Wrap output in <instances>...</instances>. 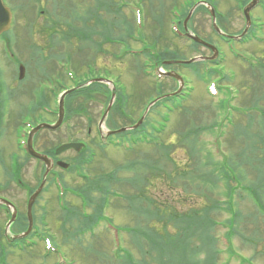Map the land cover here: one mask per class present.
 Listing matches in <instances>:
<instances>
[{
    "label": "rangeland",
    "instance_id": "obj_1",
    "mask_svg": "<svg viewBox=\"0 0 264 264\" xmlns=\"http://www.w3.org/2000/svg\"><path fill=\"white\" fill-rule=\"evenodd\" d=\"M32 1L4 0V3L14 10L13 26L9 37L12 43V45L10 43L11 48L17 51V56L21 59L19 63L25 66V72L21 80H18L17 76L18 61L15 60L11 64L8 61L10 59L6 52L9 49L5 47L8 43L7 38L0 40V196L10 199L20 212H25L29 188L36 186L42 173L40 164L29 158L21 159L22 168H20L19 173L16 171L17 159L22 157L24 153V149L20 145L24 123L31 122L34 124L41 119H47L50 122L55 121L56 112L51 115L40 113L38 112L39 110L34 112L33 105L37 103V106L39 105V108H41L43 104L40 103V97L42 94H46L49 104L47 106L50 110L56 111L55 95L53 97L47 90L48 85H55V80H53L55 77H47L50 73L48 71L53 64L57 69L60 68L58 66L60 62L65 63L66 61L70 64V59L65 57L64 61L58 53L49 54L51 57L49 63L43 64L39 62L38 55V59L36 55H33L32 61L29 59L27 55L28 41L38 46H44L43 38L39 34V22L42 24L44 20L34 14L36 16L34 18L39 19V22L35 20L25 28L26 19L31 17L32 12L29 8H26V12L30 13L29 15L27 14L26 18V15L16 6H22L23 4L21 3L30 4ZM59 1L63 4L65 3L64 0ZM117 1L121 5L126 4L121 11L129 21L132 20L133 12H135L136 21H138V15L140 19L142 18L143 31L148 23L152 25V32L155 28L159 30L161 28L163 30L161 36L167 40L166 49L168 51H175L176 49L178 52L177 60L196 56H210V51L201 46L194 51L189 41L178 37L177 34L175 35L172 32L173 27H170L174 22L172 21L171 11L179 12L180 20L182 21V16L184 17L191 9V7L183 8V1L185 5H189L190 0H165L163 10L160 13L159 9L155 10V18L159 19L160 23L155 22L151 14H149L151 20L145 17L148 13L147 11L146 13L144 12L145 8H143L139 0ZM203 1L212 5L215 4L216 11L220 12L221 15L230 11L227 15L228 21L224 23L229 35H239L243 32L245 22L240 10L243 0ZM74 2L78 3L73 0L71 7L74 6ZM50 3L51 0H43V7L47 6L49 9ZM84 4L83 10L86 9L85 12L93 9L94 13H96L93 22L94 33L96 34V39L101 40L99 32L102 29V25L109 26L112 20L116 18L117 14L114 13L116 5L112 4V0H85ZM13 5L15 6L13 7ZM171 5L174 7L170 9ZM35 9L40 17L41 12L39 10L41 6L39 5ZM77 9L81 10L80 7H77ZM140 10H142V13H137ZM250 14L251 24L248 27V36L241 43L235 41L234 43L225 44L220 42L212 31L209 15L205 11L193 12L191 23L193 29L201 32L202 36H208L212 39V44L217 46L219 53L221 52L219 54L221 64L216 66L218 72L214 73L213 77L221 80L224 79L225 75L226 79H228L222 82L223 85L218 81L217 85L220 90L218 89L217 94L210 97L207 94L208 90L206 92L207 84L199 77L200 72L198 74L191 70L193 65L190 68V66L177 64L174 68H170L183 77L184 86L186 85L185 93L188 95L184 99L182 97L176 98L179 101V107L177 108H172L173 102L170 105H167L169 102H163L146 115L142 127L149 133L147 138L155 137L157 143L160 142L159 145L152 142L151 144L140 143L132 146L129 142L133 141L137 136L136 134L129 133L119 136L116 134L111 135L109 141L123 143L122 146L112 145L104 147L98 144V148L95 150L92 146H95L96 138L99 140L96 126L104 105H106V97L103 95L87 104V108L91 110L94 117L92 124H88L85 118L73 117L68 119L57 132H39L40 134L37 137L39 146L40 141L46 142L48 140L50 143H56L59 141V137H70V133H73V137L89 144L86 153L89 155L94 154L92 156L94 157L93 160L86 167V172L98 176L102 170L106 173L116 171V176L119 179L126 176L128 178L131 177V182L129 184L123 181L122 183L125 186L118 182L109 185L115 193L111 194L107 190L108 203L102 214L103 217H98L94 221H87L81 214L70 210L69 206L72 208L77 206L82 213L86 212L89 214L93 211L92 206L86 208L82 205L80 208L81 200L79 199V202L76 196H74L76 198H72L69 195L72 192L71 188L64 185L65 198L61 197L59 199L54 186L50 185L47 191L41 193L34 206V229L37 236L26 239V243L24 241L14 242L10 247L5 242L7 240L5 237L1 239V244L5 246V252L7 253L6 264H121L123 262L118 263L117 261L123 258L124 255L126 256L127 251L130 253L131 260L140 261L144 258L148 261L150 256L147 254L143 256L141 252L142 250H147L146 236L142 235L143 237H141L140 234H134L133 228L134 223H136V214L128 210L127 206L129 203L132 206L133 204H136V206L141 205L144 209H148V212H151L150 214L153 212L156 214V217L154 216V219L148 222V224H151L147 225L144 223V225H140L143 230L147 231L148 227L152 225L156 226V230L162 233L164 232L162 221H164L165 224H168L165 227V231L168 235L173 236L175 228L172 224L173 221L169 219L172 215V210H176L177 213H186L190 207L194 209L200 201H203L204 197H212L220 201L219 212L211 213V216L216 217L217 223L210 232L211 235L217 238L216 243L214 242L213 245L217 247L218 253L212 257V261L209 260L208 262H206L207 253L205 250L197 258L205 264H264V191L259 192L262 199L261 204L252 192H250L252 197L247 195L248 188L247 190L243 189L245 185L247 186L250 181L254 180L252 179L253 171L250 168H245L246 179L240 181L236 177L235 183L223 163L224 157L229 158L230 155L233 162L238 163L237 152L239 151L238 153L241 152L242 163L247 162L249 164L245 153H257L258 157H262V150H264V92L261 88L263 87L264 89V83H260L258 78V73L264 72V69L262 71L258 69L264 67V41H259L260 39L256 38L257 35L260 36L257 26V9L252 8ZM262 27L263 36L264 22ZM181 29L182 26H179V30ZM12 34H14L15 39L12 38ZM61 34V30H58L56 36H61ZM130 41L131 48H140V44ZM159 41L163 42V39L159 37ZM63 43V41H59L57 45L62 46ZM70 45L71 47L73 46L72 44ZM50 48H55L54 50L58 52L64 51L63 47L58 48L56 45H52ZM103 48L108 52H94V56H96L94 60H97L93 63L94 72L74 74L77 81H87L94 76L103 78L110 84L105 82L94 83L91 88H95L96 91L101 89L110 90L111 86H113L117 93H123L121 97H126L127 99L134 91L136 95V98L133 99L134 104L138 103L139 98L137 100V97L143 98L142 102L147 103L156 95L171 93L177 88V83L171 79L159 81L155 79V74L149 77L144 75L145 72H139L136 69L137 63L134 62V59L129 55L124 56L125 44L121 45L118 42L110 44L107 42L103 45ZM2 49H5L8 60L5 59ZM70 50L72 49L70 48L69 52ZM154 51H156L155 48L151 49V52ZM39 55H46V51H40ZM115 55L117 58L114 57ZM43 68L46 69L47 75L42 74ZM202 68L203 66L197 67L196 71H202ZM159 70L164 71L162 67H159ZM147 71H149V67H147ZM63 82L66 85H70L66 79H63ZM129 100L132 102V99ZM241 104L247 107L252 104L254 109H243ZM142 105L132 116H126L130 120H120L116 114H110L109 119L102 125L101 134H106V124H111L112 128H118L138 118L141 114ZM166 107L169 110L171 108V111ZM35 109L37 110V108ZM162 119H165V121L161 122ZM158 128H161L160 133H154ZM144 131L142 130L140 133L144 134ZM193 131H201L198 135V140L202 143L204 152L209 150L216 156L215 171L213 173L217 174L220 179L214 188H207L206 185L199 188L196 181L192 179L190 185H192L193 189H189L186 193L182 189V184L178 182L172 189H169L168 180L171 179V175L174 176V171H172L171 164L165 156L168 153L176 163L190 168L189 154H187L185 149L179 147L178 135L181 133L193 134ZM64 140L66 139L63 138L62 141ZM215 142L218 148L216 152ZM170 144H174V147L170 148L168 146ZM161 145L164 147L167 145L169 149L166 150L163 146L158 147ZM87 147L84 148L82 153L86 151ZM160 148L162 149L160 150ZM74 153L68 150L60 154L59 158L68 162V159ZM248 164H243V169L245 166H251ZM146 165H148L149 169L145 167ZM262 165H264V162ZM261 167L264 168V166ZM88 168L90 171H88ZM54 169L59 171V168ZM220 171L225 172L226 176H222ZM151 178L153 179L150 180ZM91 179L89 178L88 180ZM148 181L150 183L145 186ZM64 182L76 188L82 187L81 182L69 175H65ZM144 187L145 191H141ZM230 188H235L236 190H231ZM140 192L142 196H145L146 203H144V197L142 202L136 200V194H140ZM94 194L97 196H94ZM98 194L100 193L93 192V194H90L89 199H94L95 203L99 204L100 196ZM123 194L125 196L131 194L132 200H136V202L133 203L125 198ZM66 200L69 202V206H67ZM239 210L238 231L231 234L229 238L226 233L229 232L233 217ZM65 213H69V217L65 216ZM7 215L4 210L0 209L1 235L2 233L4 234V222ZM9 232L10 234H7L9 240L14 239L12 237L15 236L13 233L14 229L9 228ZM43 237L51 240L52 250L45 249V243L40 239ZM189 240L191 241L190 244H193V238L189 237ZM138 243L141 244L138 245ZM141 245L142 247H140ZM204 247L208 250L207 245ZM156 255L154 254L155 259ZM245 258L249 262H245L247 261ZM164 260H167V258L165 257ZM151 264L157 263L151 262Z\"/></svg>",
    "mask_w": 264,
    "mask_h": 264
},
{
    "label": "trees",
    "instance_id": "obj_2",
    "mask_svg": "<svg viewBox=\"0 0 264 264\" xmlns=\"http://www.w3.org/2000/svg\"><path fill=\"white\" fill-rule=\"evenodd\" d=\"M145 8V13L147 11L148 14H146V18H150L149 14H151L155 20V22L160 23V20L155 18V10L159 9V13L163 10L164 1L165 0H139ZM191 2L189 5H185L184 1L182 4L183 8L187 7H192L195 3H197L200 0H190ZM247 0H243L241 4H244ZM112 4L116 5V9L114 10V13H116V18L112 20V23L108 26L102 25V29L99 32V36H101V40H97L95 37L94 33V18L96 13H94L93 9L92 11L87 10H78L77 6L74 4L73 7H71V2L67 3H62L59 0H54L53 2V7H52V12H51V17L53 19V25L50 26V28H60L61 26H65L66 29L62 30V36L60 37V41H69V45L72 43V47L70 45V50L69 52V57L71 60L72 68L76 73L80 71H84L85 69H88L89 66H91L96 59V56H94L95 51H101L102 53L108 52L103 48V45L105 43H110L113 44L115 42H118L121 45H126L130 46L129 43L132 40L133 42H138V43H143L146 47H155L156 48V53L151 54L149 49H143V52L140 54H135L134 56V62L137 63L136 69L139 71H142L143 68L145 67L144 63L150 62L155 64L156 66H159V64L162 62L164 59H175L178 56V52L175 49L168 51L166 41L163 36V30L160 28H155L152 32V25L148 23V25H145L144 31L141 33L140 30L136 28V21L134 17V13L132 15V20L129 21L124 13H122L123 6L121 5L119 1L117 0H112ZM216 6L215 4H213ZM169 6V5H168ZM174 6H170L169 8L171 9ZM199 11H205L206 8L203 5H199L195 12ZM230 13V11L226 12L224 15L217 13V20L218 24L221 27V29L224 32H227V28L225 26V22L228 21L227 15ZM157 14V13H156ZM101 15V14H100ZM187 15V14H186ZM184 15V16H186ZM102 18V17H101ZM183 20V19H182ZM190 20H193V16L191 17ZM181 24V20H180ZM196 34H199L201 37V32H199L197 29L193 30ZM55 36V35H54ZM159 37L163 39V42L159 41ZM206 37V38H205ZM204 38L206 40H210L208 36H205ZM53 40V39H52ZM86 40L85 42H83ZM145 42V44H144ZM163 43L165 44L163 46ZM193 49H197L200 47V45L192 42ZM87 49V50H86ZM210 63V64H209ZM204 64L209 71V74H213L218 72V68L216 66L221 64V60H215L211 62H197L194 63L196 66H200ZM211 66H209V65ZM151 77V76H150ZM228 79V78H227ZM226 76L224 75V79H218L220 81L221 85H223V81L227 80ZM264 83V81H263ZM93 84H90L88 86L84 87H79V88H73V90L68 93L65 98H64V105H65V120L67 121L68 119H71L73 117H82L83 114H87L89 116L88 119L91 120V115L92 112L89 108H87V103H89L91 100H96L95 97L97 95L105 94L104 92L106 90L101 89L96 91L95 88H91ZM138 92V91H136ZM108 95L106 101H108L110 97V91H107ZM140 93V92H139ZM123 93H117L116 94V99L114 104L112 105V110L111 114H116L117 117L120 118V120L123 119H129L130 118L126 117L127 115H131L135 112L138 111L139 107L145 106V104L142 102L143 98L137 97L138 103L134 104L133 99L136 98L135 92L133 91L131 95L128 96V99L126 97H121ZM161 95V94H159ZM129 99H132V102H130ZM173 101V98H164L161 102L157 103L155 107H157L160 103L162 102H169ZM42 102L46 103V98L43 96ZM246 109H254L252 107V104L250 106H245ZM142 110L144 107L141 108ZM171 111V110H169ZM87 117V116H86ZM111 119V118H110ZM116 123V122H115ZM135 123V120L129 121L128 124L126 125H132ZM111 125V124H110ZM112 126V125H111ZM140 128V127H139ZM138 128V129H139ZM133 130V131H137ZM131 131V132H133ZM46 132V131H45ZM130 132V131H129ZM127 132V133H129ZM159 132V131H158ZM157 132V133H158ZM201 131L199 132H194L193 134L190 133H181L178 135V143L179 147L185 149L187 151V154H189L190 158V163L191 167H186L185 165L181 166L178 163H176L172 158L171 155L167 153L165 156L169 163L171 164L172 171H174V176L171 175V179L168 180V188L172 189L177 182L182 184V189L186 193L189 189H193L192 185H190V182L192 179L196 181L197 186L199 188L204 187H210L214 188L215 184L218 183L219 179L217 174H214L213 171H215V159L216 156L211 153L209 150L204 152L202 143L198 140V135ZM73 133H70V137L68 136L64 137L66 140H76L75 137H73ZM38 134L34 138V143L36 145V149L42 153L46 154H52L54 153V149L56 146L59 144L60 139L61 142L63 138L59 137V141L56 143H50L49 141L42 142L40 141V146L38 143ZM263 139V138H262ZM37 141V142H36ZM199 141V142H198ZM49 142V143H48ZM217 145V143L215 142ZM38 145V146H37ZM158 146V147H162ZM171 147H174V144L168 145ZM167 145H165L164 148L168 150ZM94 149H97V145L94 147ZM162 148H160L161 150ZM239 150V148H238ZM241 150V147H240ZM262 157H258L257 153L254 154H246L245 156L248 157L249 164L251 166H245L243 169V164H248L242 163L241 159V152L238 153V163L233 162V160L230 158L232 157L231 155L229 158L226 156L224 157V166L227 168L228 172L231 174V178L235 180L236 183V177L240 179V181L246 179V169L245 168H250L253 171V181H250V185L244 186L243 189L247 190L248 188V193L247 195L251 196L250 192L254 194V196L258 199V201L262 204L261 202V195L259 194L260 191H264V185H263V180H264V168L261 166L262 163L264 162V150ZM94 154H87L84 157H82V154H78L75 157L71 159L70 163V169L71 171L75 172L76 166H80L82 170L85 171L84 175L81 176V186L76 189H78L79 193L82 196V205L88 208L89 206H92L93 211L90 212L89 214L84 212L82 213L77 206H69V202L67 203V206L70 207V210H73L83 216V218L87 221H94L98 217H103L102 214L104 212V209L106 207V204L108 203L107 200V190L111 193L114 194L115 191L109 187V185L113 184L114 182H118L119 184L124 185L122 182L125 181V183L131 182V177L127 178H121L119 179L116 176V171L115 172H108L106 173L104 170L100 172L98 176L96 175H91L90 173L86 172V167L88 163L93 160L94 157H92ZM226 159V160H225ZM226 161V162H225ZM78 164V165H77ZM248 164V165H249ZM103 165V164H102ZM230 165V169H229ZM18 168H20L19 165H17ZM146 168L149 169L148 165L145 166ZM156 169V168H155ZM19 170V169H18ZM95 170V169H94ZM93 170V171H94ZM88 171L90 169L88 168ZM43 172V171H42ZM105 172V173H103ZM166 172V170H165ZM222 173V176H226L225 172L220 171ZM237 176H236V175ZM42 175V173H41ZM41 175L38 179V184L41 179ZM75 175V173H73ZM50 177V178H49ZM49 183L52 182V173H50L49 176ZM89 178H92L91 180H88ZM151 178L150 180H152ZM107 180V182H106ZM259 180V182H258ZM100 181V182H99ZM48 183V184H49ZM150 182L148 181L145 183V186L149 184ZM37 184V185H38ZM52 184V183H51ZM196 185V184H195ZM125 186V185H124ZM252 186V188H251ZM234 187V186H232ZM231 190H236L235 188H230ZM251 189V190H250ZM118 191V190H117ZM141 191H145V187L141 189ZM93 192H98L100 196V203L97 204L95 203L94 199H89L90 194H93ZM120 192V191H118ZM121 193V192H120ZM139 193V191H138ZM136 194L137 199L142 202V198L145 196H142L141 192L140 194ZM97 194V193H95ZM94 196H97L95 195ZM124 195V194H123ZM125 198L131 200L133 203L136 202V200H132V195L128 194V196H125ZM202 200V199H201ZM256 201V200H255ZM257 202V201H256ZM144 203H146V198ZM141 204V203H140ZM219 204L220 201H217L215 198L212 197H204L203 201H200L197 206L193 209V207H190L189 210L186 213H177L176 210H172V215L169 218L171 221H173V226L175 228V232L173 236H170L167 234L165 231V227L168 225L167 223L165 224L164 221H162V228L164 232H158L156 230V226L150 225L148 230H143L140 225L151 224L148 222L152 221L154 219V216L156 217V214L153 212H148V209H144L143 206L136 204L132 206L131 203L127 206L129 211H133V213L136 214V223H134V234H140L141 237L142 235L146 236V246L147 250H142L143 256L145 254L149 255V260H145L144 258L141 259L140 261H135L131 260L130 253L127 251L126 256L124 255L123 258L119 259L117 261L118 263L121 264H151V262H155L157 264H205L203 263L197 256L202 253L204 250L207 253L206 257V262L209 260L212 261V257L216 256L215 254L217 252V247L213 245V243L217 241V238H215L213 235L210 234L212 231V228H214V225H216L217 221L215 220L216 217L213 215L211 216L212 212H219ZM76 205V204H75ZM81 207V206H80ZM80 211V212H79ZM239 212H236V215L233 217L232 220V226H230V230L226 235L230 238L231 234L235 233V231H238V224L237 220L239 219ZM142 215V216H138ZM238 215V216H237ZM65 216L69 217V213H65ZM160 218V217H158ZM157 218V220H158ZM17 222V223H16ZM13 224V229L15 233H20L26 229L27 223H26V217L24 212H21L17 216V220ZM234 223V224H233ZM34 224H35V216H34ZM1 229V228H0ZM35 234L32 231L28 238L33 237ZM189 237L193 238V244H190ZM3 238V234L1 235L0 233V263L6 264L5 258H6V252H5V246L1 244V239ZM27 238V239H28ZM139 240V238H138ZM14 241H19L23 242L24 240H13ZM136 241V237H135ZM149 243V245H148ZM141 243H138L140 245ZM207 245L208 250L204 247ZM10 247V245H8ZM142 247V245L140 246ZM154 254L156 255V259L154 257ZM167 258V260H164V258ZM127 258V259H126ZM163 258V259H162ZM249 262L247 258H245Z\"/></svg>",
    "mask_w": 264,
    "mask_h": 264
},
{
    "label": "water",
    "instance_id": "obj_3",
    "mask_svg": "<svg viewBox=\"0 0 264 264\" xmlns=\"http://www.w3.org/2000/svg\"><path fill=\"white\" fill-rule=\"evenodd\" d=\"M255 5V0H252L249 4H247L244 9H243V14H244V17H245V20H246V27H245V30L244 32L247 30L248 26L250 25V16H249V12L250 10L254 7ZM208 8H209V11H210V15L212 17V22H213V27L214 29L220 33V30L219 28L216 26L215 24V14H214V11L211 7H209V5H207ZM195 6L190 10V12L188 13L186 19L184 20L183 22V25H184V28L186 29V21L189 19L192 11L194 10ZM10 21H11V13L9 11L8 8H6L3 3H2V0H0V34L7 30L9 28V25H10ZM243 32V33H244ZM187 37L192 39L193 41L199 43V44H202L208 48H210L213 52H214V55L213 57H215L217 55V51L215 49L214 46H212L211 44L203 41L202 39L198 38L197 36L195 35H192L190 33H187ZM240 37V36H239ZM193 60H190V61H186L185 63H189V62H192ZM19 71H20V74H19V77L21 78L22 77V73H23V67L20 66L19 67ZM165 76H168V77H173L175 78L176 80L179 81V88L177 90V92L175 93H178L180 90H181V87L183 85V81L181 79V77L179 75H177L176 73L174 72H167L164 74ZM63 96H61L60 98V102H59V113H58V120L54 123V124H48V123H40L38 124L37 126H35L29 133V136H28V140H27V148H28V152L29 154L42 161L45 165V172H44V175H43V180L42 182L40 183V185L38 186V188L32 193V195L29 197L28 199V203H27V220H28V229L27 231L23 234V235H27L32 227V216H31V207H32V204L35 200V198L37 197V195L40 193L42 187H43V184H44V181H45V176L47 175L48 171L50 170V168L52 167V162L51 160L44 154H40L38 152H36L33 147H32V138H33V135L39 131L40 129H47V130H56L60 124H61V121H62V118H63ZM112 99H113V95H112ZM112 99L110 101V104L105 112V114L107 113L111 103H112ZM147 111V110H146ZM143 117L140 118V120L137 122V124H135L133 127L135 128L136 126H138L141 121H142ZM123 129H120V130H117V131H114V132H119V131H122ZM112 133V132H110ZM82 147V144L80 143H65L61 146H59L56 150H55V153H60L64 150H67V149H70V148H73L74 150H79L80 148ZM58 165L62 166V167H66L65 164H63L62 162H58ZM0 203H3L5 204L8 208L11 209V219L10 221L7 223V227L10 225V223L15 219V216H16V209L14 208V206L9 203L8 201L4 200V199H0Z\"/></svg>",
    "mask_w": 264,
    "mask_h": 264
},
{
    "label": "flooded vegetation",
    "instance_id": "obj_4",
    "mask_svg": "<svg viewBox=\"0 0 264 264\" xmlns=\"http://www.w3.org/2000/svg\"><path fill=\"white\" fill-rule=\"evenodd\" d=\"M256 9H257V17H258V24H257V26H258V34L260 35V36H262V24H263V22H264V18H263V16H264V0H258L257 1V6H256ZM264 36V35H263ZM259 41H261V40H259ZM259 69V71H262V69H264V67H260V68H258ZM261 75H264V72H260V73H258V78H259V81H261ZM53 160H57L58 158H54V157H51Z\"/></svg>",
    "mask_w": 264,
    "mask_h": 264
}]
</instances>
